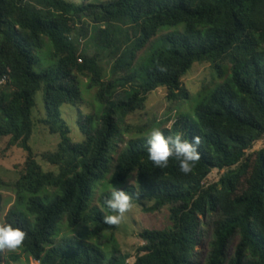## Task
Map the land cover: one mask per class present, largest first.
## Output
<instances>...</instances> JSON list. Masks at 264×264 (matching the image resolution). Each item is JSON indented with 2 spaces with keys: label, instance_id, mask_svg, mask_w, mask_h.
<instances>
[{
  "label": "trees",
  "instance_id": "16d2710c",
  "mask_svg": "<svg viewBox=\"0 0 264 264\" xmlns=\"http://www.w3.org/2000/svg\"><path fill=\"white\" fill-rule=\"evenodd\" d=\"M170 27L180 29L151 41ZM197 62L211 65L214 84L196 97V118L180 115L158 128L189 142L197 137L200 159L191 172H179L174 157L164 168L153 165L148 134H136L110 175L126 115L142 109L159 87L170 100L186 96L181 79ZM82 76L88 88L98 87V108L79 115L84 138L75 141L60 108L84 102ZM39 90L45 107L39 122L59 137L54 150L41 154L53 169L41 166L28 143ZM263 136L264 0H0V139L26 152L19 177L9 184L14 198L3 222L21 228L25 238L19 253L0 250V264H16L21 255L39 264H126L113 239L117 225L103 222L115 214L104 201L110 184L123 185L133 174L141 192L121 189L130 203L139 195L153 199L147 212L169 207L167 227L138 233L144 244L133 264H193L203 217L212 227L204 264H264V143L247 153ZM214 168L221 176L205 183ZM97 187L106 214L90 208ZM63 221L72 228L91 224L85 235L93 240L64 236L53 243ZM100 238L111 243L109 258Z\"/></svg>",
  "mask_w": 264,
  "mask_h": 264
},
{
  "label": "rangeland",
  "instance_id": "374dc122",
  "mask_svg": "<svg viewBox=\"0 0 264 264\" xmlns=\"http://www.w3.org/2000/svg\"><path fill=\"white\" fill-rule=\"evenodd\" d=\"M76 3H82L84 0H69ZM99 1L106 0H90L91 3H97ZM180 28H164L154 37L151 41L158 38H162L166 33H171L174 30H179ZM98 32V30H97ZM104 29L100 30L98 33L102 35ZM79 41V39H78ZM50 43V42H49ZM146 48V47H145ZM145 48L138 51V56L145 53ZM95 47L91 44L88 47V51L93 53ZM46 54V49L43 50ZM151 50L146 52V56L149 55ZM107 58L105 63H107ZM36 69L38 67L36 66ZM108 69V68H107ZM107 71V70H106ZM109 76V74H108ZM107 76V77H108ZM83 84L81 86V95L84 98V102L78 106L71 104H63L60 108L61 115L66 121L69 129L70 136L75 141H80L84 138V134L80 131L78 125V117L80 114L91 113L97 110V103L94 99L95 93L98 87L88 88L87 78L81 77ZM211 75V65L208 62L205 63H194L188 72L182 77V87L186 91V96L184 94H179L175 99H168V90L166 87H159L148 93L145 105L142 109L136 110L124 118L125 125H121L122 132L115 139V147L112 152V168L111 174L117 170L118 165V153L125 146L128 139L136 136V134L147 135L151 129L159 127H170L173 120L180 115H188L192 118H196V97L202 91H207L210 89L212 84ZM218 81V79H217ZM215 82V80H214ZM122 90H118L117 96H122ZM34 112V130L31 137L28 140L33 153L37 156V161L40 162L44 169H53L51 164L45 163L41 160V154L45 151H52L56 148L59 137L55 133H50L49 130L39 122V119L45 116V107L43 100V92L39 90L35 95V106ZM160 122V125L158 123ZM126 126V127H125ZM8 139H0V194L2 196V201L0 205V224L4 222V215L7 209L13 202L14 193L11 190L10 183L14 182L20 175L26 157V152L19 146L13 145L8 146ZM264 143V136L254 142L252 147L247 150L250 154L255 150L259 149ZM119 171V168H118ZM223 170H212L204 179L205 183H213L219 179ZM108 175V177L110 176ZM136 175L133 174L123 185H109L108 192H110L112 186L117 189L133 188L135 192H141V189L137 186L135 181ZM136 193V194H137ZM100 198V188L97 187L94 191L92 199L90 201V208L96 206L98 209L105 212L99 203ZM153 199H149L146 196L133 197L130 203V208L126 211L123 217L117 223V228L114 231L115 238H113L118 245L119 253L126 256V264H133L136 253L144 241L140 239L138 233L144 228H162L167 227L168 224V206L164 205L155 212H147L145 209L147 206L152 204ZM106 214V212H105ZM108 215V214H107ZM115 215V214H114ZM211 218L203 217L201 219V226L203 235L200 239L199 245L196 247L195 258L193 259V264H204L206 262L208 252H209V242L211 240L212 227L209 223ZM63 221L60 224V228L53 236V243H58L62 237H73L77 241H92L93 238L86 237L85 232L91 229L92 225L82 222L76 226L66 227ZM237 237L233 238L229 243L228 254H231L237 243ZM102 241V248L105 252V256L109 258L113 255L109 244L108 238H100ZM97 241V238H95ZM109 243V244H107ZM7 254L9 253H19V250L10 251L5 250ZM123 259V256L118 257V260ZM16 264H37L34 260H27L24 255H21V260L17 261Z\"/></svg>",
  "mask_w": 264,
  "mask_h": 264
},
{
  "label": "clouds",
  "instance_id": "9594fccd",
  "mask_svg": "<svg viewBox=\"0 0 264 264\" xmlns=\"http://www.w3.org/2000/svg\"><path fill=\"white\" fill-rule=\"evenodd\" d=\"M146 145L148 160L158 168L166 167L169 158L174 157L178 162L179 172L188 174L200 159L199 140L194 135L191 137V142H189L182 139L180 134L165 135L160 129L153 128L146 137ZM104 203L115 215L103 216V222L114 225L119 223L130 208V196L126 191L112 186ZM24 238L25 232L21 228L11 223L0 224V250L15 251L21 246ZM31 259L39 264L38 260L30 257L29 260Z\"/></svg>",
  "mask_w": 264,
  "mask_h": 264
},
{
  "label": "water",
  "instance_id": "95a60500",
  "mask_svg": "<svg viewBox=\"0 0 264 264\" xmlns=\"http://www.w3.org/2000/svg\"><path fill=\"white\" fill-rule=\"evenodd\" d=\"M214 170H218V169H217V168H214ZM205 178H206V177H205ZM205 178H204V179H205ZM203 181H204V180H203ZM134 260H135V259H134Z\"/></svg>",
  "mask_w": 264,
  "mask_h": 264
}]
</instances>
